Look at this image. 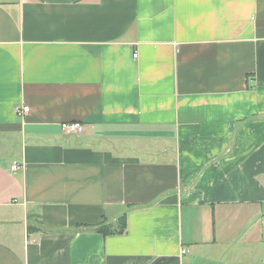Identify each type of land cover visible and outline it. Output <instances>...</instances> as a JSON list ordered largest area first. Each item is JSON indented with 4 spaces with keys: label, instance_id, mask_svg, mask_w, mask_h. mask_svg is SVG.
<instances>
[{
    "label": "crops",
    "instance_id": "crops-1",
    "mask_svg": "<svg viewBox=\"0 0 264 264\" xmlns=\"http://www.w3.org/2000/svg\"><path fill=\"white\" fill-rule=\"evenodd\" d=\"M0 264H264V0H0Z\"/></svg>",
    "mask_w": 264,
    "mask_h": 264
},
{
    "label": "built area",
    "instance_id": "built-area-1",
    "mask_svg": "<svg viewBox=\"0 0 264 264\" xmlns=\"http://www.w3.org/2000/svg\"><path fill=\"white\" fill-rule=\"evenodd\" d=\"M136 58L137 55H134ZM29 111V107L17 108V113H27ZM62 130L67 135H76L79 136L84 133L85 126L82 123H66L61 126ZM20 168V165L15 162L14 165L11 167L12 171H17ZM183 254H188V251L183 250Z\"/></svg>",
    "mask_w": 264,
    "mask_h": 264
},
{
    "label": "trees",
    "instance_id": "trees-1",
    "mask_svg": "<svg viewBox=\"0 0 264 264\" xmlns=\"http://www.w3.org/2000/svg\"><path fill=\"white\" fill-rule=\"evenodd\" d=\"M120 224H121L120 228L115 230L114 232L118 233V234H123L125 232V229H126V217H122L121 218V223ZM90 229H95V228H90ZM98 231L101 232L104 235L113 234V232L111 231V227H109L107 225H101L98 228Z\"/></svg>",
    "mask_w": 264,
    "mask_h": 264
},
{
    "label": "bare ground",
    "instance_id": "bare-ground-1",
    "mask_svg": "<svg viewBox=\"0 0 264 264\" xmlns=\"http://www.w3.org/2000/svg\"><path fill=\"white\" fill-rule=\"evenodd\" d=\"M20 165V164H19Z\"/></svg>",
    "mask_w": 264,
    "mask_h": 264
}]
</instances>
